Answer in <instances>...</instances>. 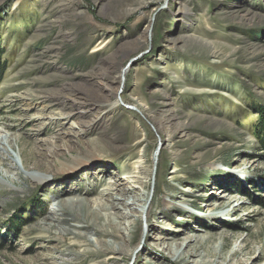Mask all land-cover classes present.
<instances>
[{
	"label": "rangeland",
	"instance_id": "1",
	"mask_svg": "<svg viewBox=\"0 0 264 264\" xmlns=\"http://www.w3.org/2000/svg\"><path fill=\"white\" fill-rule=\"evenodd\" d=\"M0 44V264H264V0H0Z\"/></svg>",
	"mask_w": 264,
	"mask_h": 264
},
{
	"label": "bare ground",
	"instance_id": "2",
	"mask_svg": "<svg viewBox=\"0 0 264 264\" xmlns=\"http://www.w3.org/2000/svg\"><path fill=\"white\" fill-rule=\"evenodd\" d=\"M77 124V123H76ZM79 124H77L78 126ZM3 138L6 140L7 137L6 135H4V137H1L0 138V142L3 144ZM21 158V157H20ZM80 161V158L75 156L73 157V163L75 162H78ZM137 163V162H136ZM138 164V163H137ZM135 169L136 170V174H133L132 173L130 174L132 177V180L131 182H134V183H137V184H140L142 187H143V182L141 180V175H146V171H143L144 169L141 167V166H137ZM134 170V169H133ZM34 178H36V176L33 174V173H26ZM139 185V186H140ZM114 187V188H112ZM139 189V192H131V193H126V191L122 188H119L117 187L116 185H114V183L110 184L107 186V190H112L113 191H108L105 198H103V202L102 204L100 203H97L96 205H93L92 208H91V215L93 214V216H101V218L103 219V227H105L104 229H97L96 227L93 226L94 228V231L101 234V235H109V237H112L114 239H118L119 235L117 234L118 232L120 231H125L126 232H132V229H133V226H132V221L129 223L128 227H121V223H120V219L124 218V217H130L132 216V213H133V210L135 209H144V205H145V202H146V199H147V195H145L142 191H141V188L138 187ZM61 201V200H60ZM71 203L73 202H80V199L79 198H72L71 200ZM140 203V204H139ZM164 204L165 205H170L169 202H166L164 201ZM56 207L51 209L53 212L55 211H58L60 210V202H57L55 203ZM120 205L123 206V208L127 209L128 211L125 213V214H121V213H118V211L116 210V208H118ZM114 209L115 212L114 213H108L106 212V210L104 209ZM102 210H105L102 211ZM147 212V211H146ZM145 212V214H146ZM90 215V214H89ZM96 219H93L92 222H94ZM94 224V223H93ZM92 223H89L87 224V228L91 229L92 230ZM79 226V224H78ZM156 226V223L151 225V230ZM75 228V227H74ZM108 228V229H107ZM76 229V234L78 235H82V232L81 230H78L77 228ZM74 233V232H73ZM94 243L96 246H99L101 243H103V245L105 246L104 248L108 249L111 253L110 255H113L115 253H118L120 251H122V247L121 246H117L116 245V242L115 240L112 241V240H106V239H95L94 240ZM102 245V244H101ZM120 245V244H119ZM103 249V248H102ZM101 248H98L97 250L99 251H102Z\"/></svg>",
	"mask_w": 264,
	"mask_h": 264
},
{
	"label": "trees",
	"instance_id": "3",
	"mask_svg": "<svg viewBox=\"0 0 264 264\" xmlns=\"http://www.w3.org/2000/svg\"><path fill=\"white\" fill-rule=\"evenodd\" d=\"M5 50L0 44V79L2 76L3 71L6 69V60L4 59V54ZM258 118L256 121V136L260 138L261 141L264 140V107L263 106H258Z\"/></svg>",
	"mask_w": 264,
	"mask_h": 264
},
{
	"label": "water",
	"instance_id": "4",
	"mask_svg": "<svg viewBox=\"0 0 264 264\" xmlns=\"http://www.w3.org/2000/svg\"><path fill=\"white\" fill-rule=\"evenodd\" d=\"M159 143V142H158ZM158 145H160V143L158 144ZM156 153V152H155ZM156 159V158H155Z\"/></svg>",
	"mask_w": 264,
	"mask_h": 264
}]
</instances>
